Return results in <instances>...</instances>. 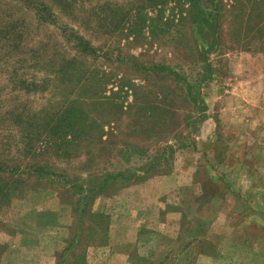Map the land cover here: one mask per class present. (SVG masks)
Listing matches in <instances>:
<instances>
[{
    "label": "rangeland",
    "instance_id": "obj_1",
    "mask_svg": "<svg viewBox=\"0 0 264 264\" xmlns=\"http://www.w3.org/2000/svg\"><path fill=\"white\" fill-rule=\"evenodd\" d=\"M182 2L0 0V264H20L21 235L31 238L38 233L25 229L24 224H62L70 222V215L76 224L80 218L75 204L78 195L72 205L67 196L74 188L65 179L85 176V172L75 167L78 161L55 157L50 137L39 129L67 98V85H59L54 76L59 64L66 57H78L74 42L63 34L65 30L67 34L76 31L103 50L115 54L121 51V58L114 64L105 58L79 57L86 69L118 68L125 80L134 79L138 85L145 84L140 74L147 75L146 86L138 88L137 100L157 109L149 119V125L155 124L157 131L150 139L134 135L127 139L125 127L132 121L126 115L120 120L108 118L115 120L113 126L118 128L106 127L109 139L120 146L126 140L143 144V155L128 163L115 150L113 158L99 163L104 169L121 170L130 164L138 169L156 156L167 159L159 162L162 172L148 178L163 177L168 182L165 189H171L168 206V194L152 205H143L150 224L164 219V214L178 203L187 210L182 235L192 232L193 219L209 229H202L200 237L186 242L179 257L172 252L164 264H264V51L231 47L227 41L223 48H207L211 51L205 53L207 61H199L200 51L206 47L195 42L188 19L180 22L186 15ZM145 16L159 22L142 28L143 35L136 43L127 41L130 30L141 35V26L127 28V20L141 22ZM169 20L171 24L166 23ZM224 31L228 38V30ZM194 33L201 43L198 30ZM128 53L160 69L133 72L139 69L130 67ZM162 64L169 69L162 70ZM111 90L113 86L108 84L106 92L111 94ZM133 103L131 93L125 105ZM35 165L55 175L35 172ZM148 179L124 188L151 198L154 185L135 189ZM176 180L184 183L174 190ZM248 186L253 187L250 197L239 200L237 195H245ZM178 191H185L184 197ZM84 221L83 217L80 222ZM216 223L221 226L215 229ZM225 223L243 229L228 231ZM75 233L70 230L68 242Z\"/></svg>",
    "mask_w": 264,
    "mask_h": 264
},
{
    "label": "trees",
    "instance_id": "obj_2",
    "mask_svg": "<svg viewBox=\"0 0 264 264\" xmlns=\"http://www.w3.org/2000/svg\"><path fill=\"white\" fill-rule=\"evenodd\" d=\"M27 1L29 0H24V2ZM181 1L186 7V10H184L186 15L182 16L180 22L188 19L192 23L195 42L198 46L206 47V50L200 51L203 53H199V57H201L199 61H207L205 53L211 52L207 48L210 50L223 48L227 41L231 47L235 45L237 48L244 50L250 51V49L257 48L264 51V0ZM33 10L37 12V6H34ZM172 17H176V15H172ZM129 20L126 22L128 23V26L126 25L127 28L136 29V26H141L139 28L141 35H137L130 30L131 34L127 41H134V43L142 37V28H150L153 24L159 22V20L150 16H145V19L141 22L130 20V23ZM169 22L170 20L166 23L171 24ZM224 28L228 30V38H226ZM196 29L199 32L201 43L196 37L197 33H194ZM63 34L66 35L68 41L74 42L78 57H66L59 64L54 76L56 81L59 80V85L60 83L67 85V98L64 102H59L60 104L52 110L55 112L50 115L47 122L42 123L39 129L44 135L50 137L49 145L52 147L55 157L78 161L79 164L75 167H77L79 172H85V176L79 174L64 178L66 183H72V188H74V192L67 197L70 203L74 204L72 202L73 197L78 195L75 204L77 203L76 208L80 210L79 221L83 217L85 219V216L88 215V229L84 235L82 234V238L85 241H94L93 239L100 233L99 240L105 243L108 236L107 224L110 219L108 215L91 209L95 198L102 194H115L133 182L146 180L153 173H161L162 170L160 169L162 166L158 167L159 162L167 161L166 158H158L157 156L154 159L150 158L144 161L143 159L147 157L145 155L141 158L144 162L138 169L137 167L132 168L131 164L121 170H110L101 167L99 162L102 159L114 157L115 150L120 152V154L122 153L124 155L123 158L128 163L134 157L143 155V150H140V146L143 144L138 142L131 143L126 140L124 146H120L119 142L114 144L109 139V130L107 131L106 127L113 130L118 128L113 126L116 124L115 120L108 121V118L114 117L115 119L116 117L118 118L117 120H120L126 115L128 117L127 120L132 121L131 124L129 123L125 127L124 134L127 139L132 138L131 135L136 136L137 139L139 137L150 139L157 130L155 129V124L149 125V119L152 118V112L157 109L151 108L148 103L139 104L137 100L139 89L144 88L148 81L146 74L144 76L140 74V79L145 84L138 85L134 79L125 80L117 71L118 68L110 67L109 70L104 68L86 69L85 61L80 59L81 57H85V60L87 57L93 59L100 57V59L105 58L106 61L108 60L114 64L121 58V51L115 54V51L96 47L91 41L82 35H78L74 30L68 34L65 30ZM133 54L128 53L126 55L130 67L139 69H133V72L149 73L159 68V65L151 67V65L141 63ZM114 56L116 58L113 59ZM162 65H164L162 70L169 69L166 64ZM174 74L176 73L174 72ZM204 80H201V82H204ZM108 84L113 86V90L110 91L111 94H108V91L106 92ZM131 93L134 97V103L131 104L132 106L129 105V107L135 111L134 116L133 111H126L129 107L125 105L126 99L131 96ZM161 94L166 95L163 89ZM163 100L161 101L162 105L164 103ZM164 124L166 125V122ZM162 125L160 126L161 128L165 126ZM113 133L112 136H116ZM36 134L38 133L36 132ZM36 139L38 141L39 138ZM33 170L41 174L55 175V172H45V169L37 165L33 166ZM20 183H22L21 178ZM73 184L77 185L74 186Z\"/></svg>",
    "mask_w": 264,
    "mask_h": 264
},
{
    "label": "crops",
    "instance_id": "obj_3",
    "mask_svg": "<svg viewBox=\"0 0 264 264\" xmlns=\"http://www.w3.org/2000/svg\"><path fill=\"white\" fill-rule=\"evenodd\" d=\"M166 183L168 182L163 177L154 180L148 179L140 184L141 186L135 188L140 190L147 187L146 189H148V185L149 188L154 185L153 193H150L152 194L151 198L143 197L142 192L139 195H134L133 192L125 188L114 195L111 194L112 197L109 194L106 198L104 194L98 195L91 209L109 216L108 236L105 243L100 242V233L96 235L94 241H85L82 238L81 233L87 232L88 229V215L85 216L84 222L77 221L76 224L73 222L72 215H70V222L62 224L53 225L50 223L44 226L38 223L24 224L25 229L37 230L38 233L31 238L28 233V235L25 233L21 235L20 264H81L83 262L85 264H164L172 252H175V255L179 257L184 252L186 242L200 237L201 230L209 229V226L202 227L200 221L193 219L192 232L187 236L182 235L185 228L183 218L187 210L185 205L178 203L176 208L170 211L171 213L164 214V219L156 221L153 225L150 224L147 212L142 210L147 208L143 205L149 206L167 195L171 189H165L164 184ZM183 183L176 180L174 190ZM248 188V194L237 195L239 200L244 196L250 197V190L253 187L248 186ZM184 192L178 191V193H183V197ZM257 192H255V196L258 194ZM174 195L176 196L177 193ZM168 196L169 194L165 198L167 201L165 206L169 205ZM133 198L139 199V201L135 202ZM212 203L210 202L209 205ZM215 226L220 227L221 225L216 223L213 227L215 228ZM224 227L228 231L243 229V226L235 227L232 223H225ZM72 229L76 230V233L71 236L72 239L68 242L69 232ZM43 235H47L48 238L42 239ZM62 235L64 236L62 237ZM178 261H181V258Z\"/></svg>",
    "mask_w": 264,
    "mask_h": 264
}]
</instances>
